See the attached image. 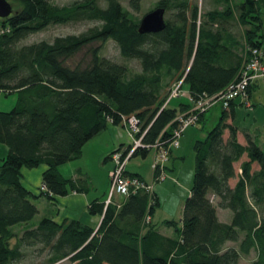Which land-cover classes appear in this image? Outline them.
<instances>
[{"label":"trees","instance_id":"1","mask_svg":"<svg viewBox=\"0 0 264 264\" xmlns=\"http://www.w3.org/2000/svg\"><path fill=\"white\" fill-rule=\"evenodd\" d=\"M12 1L14 12L0 18V92L18 95L10 111L0 110V143L8 148L0 163V264L22 259L29 246L47 253L43 264L62 260L69 264H238L251 249L257 250L252 264H264V148L250 139L240 144L236 127L226 123L234 118L235 100L245 103L239 97L227 109L221 107L219 122L193 141V184L184 200L180 227L172 219L153 223L157 195L154 190L151 195L138 190L124 197L119 207L91 201L89 213L102 217L96 229L74 220L57 223L42 218L10 245L15 236L11 227L27 225L38 212L34 195L22 183L23 168L45 166L44 189L38 196L52 199L87 191L84 179L64 178L58 166L78 158L83 145L107 123L121 126L122 117L130 115L140 122L136 136H142L144 145L132 155L145 156L150 149L146 146L157 141L168 145L175 119L194 101L237 80L250 50L261 51L260 0H241L234 6L223 0V6L203 13L190 0H159L155 8L172 11V18L165 19V29L154 34L139 33L137 21L119 0H104V5L99 0H81L69 6L51 0ZM140 2L130 0V7L136 10ZM81 21L97 24L77 35L21 44L49 26ZM237 36L242 37L241 50L235 47ZM109 39L124 59L139 61L140 72L130 75L125 65L100 55V44ZM95 43L99 44L93 47ZM88 46H92L91 57L86 63H68ZM180 81L188 99L171 106L173 98L166 102L173 88L169 87ZM245 154L238 180L230 186L234 164ZM253 163L259 169L252 170ZM124 174L143 180L126 170ZM217 207L232 212L229 223L218 219ZM257 207L263 212L261 222ZM147 214L151 219L144 223ZM159 224L172 227L175 235H163ZM227 242L239 243L227 246Z\"/></svg>","mask_w":264,"mask_h":264},{"label":"crops","instance_id":"2","mask_svg":"<svg viewBox=\"0 0 264 264\" xmlns=\"http://www.w3.org/2000/svg\"><path fill=\"white\" fill-rule=\"evenodd\" d=\"M259 4L262 11L261 21L262 32L264 34V0H260ZM261 53V61L262 65L264 66V36L263 43L261 45ZM234 111V118H228L226 120V123L236 127L237 141L242 145H246L247 140L250 139L260 147L264 148V84L260 81L254 83V85L251 87L249 97L247 101H245V103L241 99L235 100ZM220 116L221 111L218 114H213L211 123L208 125L207 129L204 124L205 118L203 117V119L197 125L199 127L198 136L193 130L187 131V129L189 128L187 127L179 138L178 147L170 151L169 158L182 157L178 155L176 157L173 156L175 152H179L180 149H182L181 144H183V146L188 145L189 143L192 145L193 141L196 138L204 137L207 131H209L219 122ZM186 131L187 133L184 134ZM195 135L196 138L194 139L193 137ZM227 137L228 131L225 130L224 138ZM130 143L131 137L125 128H123L122 126L107 123L106 127L101 132L93 136L83 145L81 155L78 158L69 161V163H66L68 165H61L58 167V172L64 178H70L73 180L84 179L88 184V189L84 192L70 191L64 196H54L52 199H49L45 196H38L41 191L40 189L42 186V172L44 171L45 166L39 165L38 167L31 170H26L23 168L22 183L34 195L32 198V202L35 204L38 210L37 214L35 215L37 221L30 227H35L42 218H49L57 223H62L66 220H74L83 225L96 229L99 226L102 217L99 214L92 215L89 213V203L93 200L105 202L110 187L109 177L113 169V163L110 160L109 155L118 147H122V149L124 150V148H126V146H128ZM147 151L148 152L145 156H142L140 154L132 155L127 161L125 170L127 171V173L138 175L144 181L149 182L152 177L151 163L155 155V150L153 148H150ZM150 151H153L154 155L152 157V160L149 161L150 163L148 162L149 164L146 166V170L141 167L143 163H141V166L130 167L129 163L132 157H137L140 155L144 159L148 156ZM84 156L87 158V164H85L86 166L83 164L81 165V160L84 158ZM169 170L171 171L172 168L167 167V171ZM25 175L26 181L27 178L31 179V186H29L28 182H25V179H23ZM90 191L91 193H89ZM154 191L159 201V205L157 207H159L160 196L157 189L155 188V185ZM189 193L190 190L187 196L189 195ZM115 200L117 203L121 204L124 201V198L115 196ZM156 209L154 213L156 212ZM217 216L219 219L218 212ZM167 219L170 218H166L163 220ZM163 220H161L159 223H161ZM180 226L181 222L178 224V227ZM159 231L166 236L175 235V231L172 227H168L163 224H159Z\"/></svg>","mask_w":264,"mask_h":264},{"label":"rangeland","instance_id":"3","mask_svg":"<svg viewBox=\"0 0 264 264\" xmlns=\"http://www.w3.org/2000/svg\"><path fill=\"white\" fill-rule=\"evenodd\" d=\"M54 4L58 6H69L72 3L76 1L81 0H51ZM130 0H119L121 3L123 9L130 15V17L137 21L139 23L140 19L143 17L144 14L149 12L150 10L154 9L157 2L159 0H141L139 8L138 9H132L130 7ZM191 2L197 3L198 7L203 13L206 10L219 8L220 6L224 5L223 0H190ZM232 5H236L241 0H229ZM8 2L12 5V8L14 9L16 6V3L12 0H8ZM100 4L104 5V0H99ZM14 11V10H13ZM172 11H166L165 12V19H171L172 18ZM97 24L96 21H81L77 23H68L64 25H53L49 26L44 30L32 33L28 35L21 44H30L39 42L41 40L45 41H52L57 36H65L70 34H80L82 32H85L87 29L95 26ZM241 40L242 37L237 36L236 37V43L238 46H235L238 50H241ZM99 43H95L92 46H96ZM100 55L103 57H106L108 59H111L115 62L121 63L125 65L128 73L130 75L138 73L141 71L140 63L137 59H124L119 51V48L115 41L112 39L107 40L105 43L100 44ZM85 47L81 51H79L68 63L70 65L74 64H84L90 59L89 54V47ZM174 84H172L171 87H173ZM186 86H183L182 94L176 98H173L170 101L171 106H176L179 102H185L188 97L185 94ZM168 88H166L163 92H166ZM17 93H10L6 94L4 92H0V110L1 111H10L16 104L17 101ZM221 111V105L218 104L211 109H209L204 114V124L206 126V129L208 128V125L211 123L212 115L218 114ZM198 125V124H197ZM197 125L189 126L188 130H193L196 135L198 136L199 127ZM197 127V128H196ZM187 131L184 133L186 134ZM196 135L193 137L196 138ZM192 138V139H193ZM193 139V140H194ZM183 143V138H182ZM182 149H180L179 152L174 153V157L178 158H169L168 162L166 163L167 167L172 168V170L167 171V177L165 180L161 182H155V188L158 191V194L160 196V206L157 207L156 212L153 216V222L159 223L161 220L170 218L172 220H175L177 222V226L180 223V217L182 216V207L184 204V200L187 197V194L193 184V175H194V164H195V158H194V152L192 151V145L189 143L188 145L181 144ZM175 148H173L174 150ZM8 152V148L5 144L0 143V163L2 158L6 156ZM153 151H150L148 156L146 158H142L140 155L137 157H132L131 161L129 163L131 166H141V163L143 165L144 170H146V166L150 163L149 161L152 160L153 157ZM246 156L244 155L238 162L234 164L235 169V176L231 179H229V185L234 186L236 181L238 180V177L240 175V163L242 160H245ZM149 162V163H148ZM69 163V162H66ZM61 164V165H68V164ZM72 163V162H71ZM87 164V158L84 156V158L81 160V165ZM59 165V166H61ZM70 165V164H69ZM58 166V167H59ZM86 166V165H85ZM36 168V167H35ZM26 170H31L28 168H24ZM33 169V168H32ZM259 167L256 163L252 164V170H257ZM24 170V171H26ZM152 173V171H151ZM111 175V173H110ZM26 178L23 177V179ZM110 178V177H109ZM152 181V177L149 182ZM25 182H28L29 186H31V179L27 178V181L25 179ZM91 193V191L89 192ZM93 193V192H92ZM120 197V196H119ZM124 198V197H122ZM107 199V198H106ZM116 201V200H115ZM216 202V200L213 201V203ZM217 212L219 215L220 221L229 223L232 218V212L229 209H222L220 207H217ZM258 212V222H261V218L263 217V212L257 207ZM37 218L34 217L32 220L28 222L27 225L23 224H15L11 227V229L14 232V237L10 240V245H14L18 236L23 233V231L26 228H29L31 225L36 223ZM240 238H242V234L240 235ZM239 242H227V246H238ZM38 247H25V255L22 259L13 262L12 264H43L45 263L47 259V253L45 251H38ZM257 258V250L251 249L249 254L247 255H241L238 264H252L254 260ZM55 264H69L68 260H62Z\"/></svg>","mask_w":264,"mask_h":264},{"label":"built area","instance_id":"4","mask_svg":"<svg viewBox=\"0 0 264 264\" xmlns=\"http://www.w3.org/2000/svg\"><path fill=\"white\" fill-rule=\"evenodd\" d=\"M261 59V51L258 49H251L249 59L241 68L237 80L231 82L224 90L214 95H204L194 101L193 106L187 112L180 114L175 119L177 121V126L173 130L168 145H164L162 142L157 141L151 146H146L147 148H153L155 150V155L151 163V182H145L138 177H128L124 174L128 159L136 149L144 145L141 141L142 136H136L141 131L140 122L136 116L130 115L122 117L121 126L128 131L131 137V143L126 153H124L123 149H115L109 156L113 163V169L110 175V187L105 205L111 203L117 204L119 207L120 204L115 201V196L126 197L131 192H136L138 190H144L151 195L154 190V183L165 180L167 176L166 163L168 162L170 151L178 147L179 138L187 127L197 125L201 113L207 112L218 104H220L222 108L227 109L230 102L238 97L247 101L249 89L254 83L260 81L264 84V66L262 65ZM180 85L181 81L173 86L169 98L178 97L183 93ZM43 189L44 187L42 186L41 190ZM150 219V214H147L144 223H148Z\"/></svg>","mask_w":264,"mask_h":264},{"label":"water","instance_id":"5","mask_svg":"<svg viewBox=\"0 0 264 264\" xmlns=\"http://www.w3.org/2000/svg\"><path fill=\"white\" fill-rule=\"evenodd\" d=\"M13 12L12 5L8 0H0V18L9 17ZM165 27V9L157 7L143 15L138 23V32L154 34L163 31Z\"/></svg>","mask_w":264,"mask_h":264},{"label":"bare ground","instance_id":"6","mask_svg":"<svg viewBox=\"0 0 264 264\" xmlns=\"http://www.w3.org/2000/svg\"><path fill=\"white\" fill-rule=\"evenodd\" d=\"M169 100H170V98L168 97L167 100H166V102L169 101ZM145 217H146V216H145ZM144 219H145V218H144Z\"/></svg>","mask_w":264,"mask_h":264}]
</instances>
